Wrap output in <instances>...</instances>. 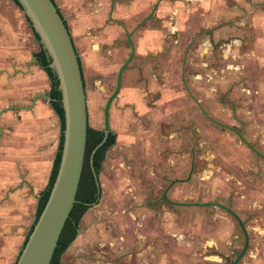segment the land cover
Wrapping results in <instances>:
<instances>
[{
    "label": "rangeland",
    "instance_id": "rangeland-1",
    "mask_svg": "<svg viewBox=\"0 0 264 264\" xmlns=\"http://www.w3.org/2000/svg\"><path fill=\"white\" fill-rule=\"evenodd\" d=\"M55 2L81 60L91 128H103V108L130 55L129 33L135 47L112 105L111 129L117 140L102 163L99 203L81 219L61 264H97L79 258H114L131 250L132 258L112 264H233L244 237L229 213L214 207H171L161 199L170 183L178 181L167 193L171 201L218 202L246 220L248 235L253 233L247 225L248 198L259 172L264 175V161L233 132L211 123L181 81L187 52L184 73L192 95L212 119L243 129L239 110H250L251 102L240 91L237 59L223 44L224 25L214 19L216 3ZM155 6L151 18L138 26ZM91 239L97 247L84 249Z\"/></svg>",
    "mask_w": 264,
    "mask_h": 264
},
{
    "label": "crops",
    "instance_id": "crops-1",
    "mask_svg": "<svg viewBox=\"0 0 264 264\" xmlns=\"http://www.w3.org/2000/svg\"><path fill=\"white\" fill-rule=\"evenodd\" d=\"M211 1L219 9L213 10L214 19L224 25L223 44L238 62L240 91L251 102L250 110H239L244 125L240 132L264 154V0ZM55 5L61 13V6ZM29 27L14 1L0 0V264L16 263L35 224L60 145L61 123L51 105V82L36 61L39 46ZM262 175L260 171L248 198L247 225L253 233L241 264H264ZM94 243L87 241L84 249L96 248ZM94 257L92 261L103 259Z\"/></svg>",
    "mask_w": 264,
    "mask_h": 264
},
{
    "label": "water",
    "instance_id": "water-1",
    "mask_svg": "<svg viewBox=\"0 0 264 264\" xmlns=\"http://www.w3.org/2000/svg\"><path fill=\"white\" fill-rule=\"evenodd\" d=\"M25 16L30 22L32 31L38 35L43 47L51 58L50 68L59 80V90L62 93V107L65 114L64 143L61 161L54 184L50 190L47 202L33 229L23 246L15 264H51L60 236L69 219L83 171L87 131L88 113L83 76L78 60V53L72 38L59 15L52 0H17ZM158 4V3H157ZM157 6V5H156ZM145 18L138 26L151 18L155 11ZM130 46V56L119 69L114 93L108 99L104 109L105 131L108 132V112L110 104L118 97L121 88L122 73L134 58V45L131 34L127 35ZM185 53L182 62V84L191 99L196 103L201 113L213 124L233 132L238 139L252 151L256 157L264 161V154L247 141L242 132L212 119L200 103L192 95L185 81ZM181 207H218L236 220L244 237L241 251L235 255L233 264H239L249 247V238L244 223L230 208L218 203H172Z\"/></svg>",
    "mask_w": 264,
    "mask_h": 264
},
{
    "label": "trees",
    "instance_id": "trees-1",
    "mask_svg": "<svg viewBox=\"0 0 264 264\" xmlns=\"http://www.w3.org/2000/svg\"><path fill=\"white\" fill-rule=\"evenodd\" d=\"M12 1H14V3L18 7H20L17 0H12ZM52 2L55 5L54 0H52ZM57 11L59 15L61 16V18L63 19L58 9ZM64 24L66 28L68 29V26L65 21H64ZM33 34L39 46V52L35 55V58H36L38 65L46 72L51 82V90H50L51 105L54 111L56 112V114L58 115L60 119V123H61L60 145H59V149H58V152H57L54 164H53V169H52L48 187L45 190L38 204L37 214H36V220H37L47 202L50 190L54 184V181L57 176L58 169H59L61 156H62V150H63V143H64L65 114H64L63 107H62V93L59 90V80H58L56 73L50 68L51 58L49 57L47 50L43 47V44L40 42V38L38 37V35L34 32ZM79 64H80V68L82 72V66H81L80 60H79ZM82 76H83V73H82ZM102 136H103L102 133L95 131L91 128H88L85 161H84L79 189H78L77 196H76L77 203L73 207L71 214L69 216V219L67 220L65 224V227L60 236L57 248L53 255L51 264H61L62 256L65 254L67 249L71 246V244L75 241L78 235V229H79V224H80L81 219L83 218V216L89 209L90 205L96 202L97 187L95 183L94 173L96 175L99 174L100 169H101V162L103 160L104 154L106 150L108 149V147L113 143V138L110 137L103 147H101L100 149L96 150V152H94L96 147L101 143ZM91 154H93L92 160H91Z\"/></svg>",
    "mask_w": 264,
    "mask_h": 264
},
{
    "label": "flooded vegetation",
    "instance_id": "flooded-vegetation-1",
    "mask_svg": "<svg viewBox=\"0 0 264 264\" xmlns=\"http://www.w3.org/2000/svg\"><path fill=\"white\" fill-rule=\"evenodd\" d=\"M113 3V2H112ZM63 17V16H62ZM63 19H64V17H63ZM112 20V19H111ZM64 21H65V19H64ZM66 22V21H65ZM67 24V23H66ZM69 31V33H70V30H68ZM126 31V30H125ZM129 34H131V40H132V33H129ZM70 36H71V33H70ZM72 38V37H71ZM73 41V40H72ZM133 42V41H132ZM74 44V43H73ZM134 45V44H133ZM75 47V46H74ZM130 47V46H129ZM76 49V48H75ZM134 49H135V47H134ZM77 51V50H76ZM78 53V52H77ZM130 56V55H129ZM78 58H79V55H78ZM134 58H135V53H134ZM133 58V59H134ZM184 59V58H183ZM79 60H80V58H79ZM133 61V60H132ZM131 61V62H132ZM80 62H81V60H80ZM130 62V63H131ZM125 63V62H124ZM123 63V64H124ZM130 65V64H129ZM129 65H128V67H129ZM82 66V65H81ZM122 67V66H121ZM120 67V68H121ZM127 67V68H128ZM126 68V69H127ZM125 69V70H126ZM125 70H124V72H125ZM185 71V70H184ZM124 72L122 73V81H123V74H124ZM82 73H83V70H82ZM118 74V73H117ZM116 79H117V77H116ZM83 80H84V76H83ZM122 81H121V88H122ZM181 81H182V77H181ZM84 87H85V81H84ZM115 88H116V86H115ZM121 88H120V91H121ZM115 91V90H114ZM114 91H113V93H114ZM112 93V94H113ZM120 93V92H119ZM86 94V93H85ZM111 94V95H112ZM110 95V96H111ZM110 96L108 97V99L110 98ZM118 97H119V94H118ZM117 97V98H118ZM117 98L116 99H114L113 101H112V103L110 104V107H109V112H108V126H109V129H108V132H106L105 131V120H104V109H105V106H106V103H107V101H108V99H107V101H106V103H105V106H104V108H103V128L102 129H93V128H91L90 126H89V116H88V128H91V129H93V130H95V131H98V132H100V133H102V141H101V143L96 147V149L94 150V152H96V150H98V149H100L101 147H103L105 144H106V142L108 141V139L110 138V137H112L113 138V143L108 147V149L106 150V152H105V154H104V157H103V160H102V162H101V169H100V172H99V174L98 175H96L95 173H94V178H95V183H96V187H97V198H96V202L95 203H93L92 205H90V207H89V209H91L92 207H95V206H97L98 205V203H99V200H100V193H101V191H100V182H99V175H100V173H101V170H102V163H103V161H104V158H105V155H106V153L116 144V140H117V138L115 137V134L113 133V131H112V129H111V110H112V105H113V103L117 100ZM87 113H88V109H87ZM227 126V125H226ZM93 152V153H94ZM92 156H93V154H91V160H92ZM192 172H193V163H192V166H191V170H190V175L189 176H191V174H192ZM185 181H187V179L186 180H184V182ZM176 182H178V181H173V182H171L170 183V185L165 189V191H164V193L161 195V199L162 200H164L165 202H167L171 207H181V206H174L172 203H182V202H173V201H171L168 197H167V193H168V191L171 189V187L176 183ZM183 182V181H182ZM208 203H218V202H208ZM218 204H220V203H218ZM221 205H223V204H221ZM223 206H225V205H223ZM185 207V206H184ZM225 207H228V206H225ZM214 208H218V207H214ZM228 208H230V207H228ZM88 209V210H89ZM221 209V208H220ZM231 209V208H230ZM87 210V211H88ZM223 210V209H222ZM232 210V209H231ZM225 211V210H224ZM225 212H227V211H225ZM234 212V211H233ZM87 213V212H86ZM85 213V214H86ZM228 213V212H227ZM235 213V212H234ZM230 214V213H229ZM236 214V213H235ZM239 217V216H238ZM240 218V217H239ZM241 220V219H240ZM242 221V220H241ZM243 223H244V221H242ZM244 226H245V223H244ZM245 229H246V227H245ZM78 231H79V229H78ZM247 232V231H246ZM78 236V235H77ZM77 238V237H76ZM76 240V239H75ZM164 252L165 253H167V250H164ZM132 253H135L134 251H128V252H124L123 254H121V255H119V256H116V257H114V258H103L102 259V261H94L95 263H102V264H112V263H115V261H118V260H124V259H127V258H132ZM136 253H137V255L136 256H133V257H137L138 256V253H139V250H137L136 251ZM127 254H130V255H127ZM140 256V255H139ZM79 259H83V260H85V261H87V262H89L90 261V263H93L92 262V260H95L96 259V257H94V256H86V257H81V258H79ZM78 259V260H79ZM76 263V261H74V264Z\"/></svg>",
    "mask_w": 264,
    "mask_h": 264
}]
</instances>
